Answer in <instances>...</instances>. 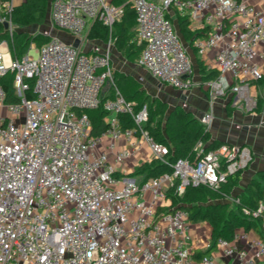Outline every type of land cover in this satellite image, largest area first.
<instances>
[{"label":"built area","instance_id":"built-area-1","mask_svg":"<svg viewBox=\"0 0 264 264\" xmlns=\"http://www.w3.org/2000/svg\"><path fill=\"white\" fill-rule=\"evenodd\" d=\"M127 3L142 47L136 66L174 89L191 86L194 67L173 21L178 14L197 33L191 39L197 55L218 49V76L206 82L210 103L228 97L234 109L257 106L250 87L264 76V6L247 0H48V26L40 34L49 41L30 47L36 58L30 50L12 58L8 43L0 42V80L13 74L17 98L5 103L0 84V108L7 111L0 116V264H264L262 202L254 210L242 208L258 221L257 230L216 240L217 255L211 242L202 244L209 253L195 257L200 243L192 239L189 213L173 206L172 197L187 187L216 189L246 170L253 155L247 146L227 144L205 151L199 141L194 161L168 163V148L143 129L147 107L134 110L114 86L109 41L102 48L89 45L90 27L100 23L111 30ZM13 5L4 2L0 15L10 35ZM53 29L68 33L77 47L52 35ZM99 108L107 128L92 136L85 111ZM122 114L134 129L121 128ZM212 121V112L199 118L205 132ZM120 141L124 146L117 150ZM145 144L150 161L170 172L144 179L133 174L138 166L123 167ZM230 200L239 203L237 196Z\"/></svg>","mask_w":264,"mask_h":264},{"label":"trees","instance_id":"trees-1","mask_svg":"<svg viewBox=\"0 0 264 264\" xmlns=\"http://www.w3.org/2000/svg\"><path fill=\"white\" fill-rule=\"evenodd\" d=\"M7 1L9 0H0L1 16L5 15L2 4ZM121 1L124 3L126 0ZM47 4L48 0H19L17 4L13 5L9 15L14 27L11 35L4 24L0 23V42L6 41L8 43L12 58L20 59L30 50L34 42H38L39 46L36 48H39L49 41L47 36L42 34L31 35L25 31L29 26H40L45 23ZM176 22L178 32L184 39L195 36L194 33H192L194 36H191L184 18L178 16ZM134 28V12L131 5L127 3L123 7L121 19L112 26L111 30L100 23H94L88 31L87 37L101 42L112 40L113 46L119 54L125 56L131 63H136L142 47L137 45L136 40L133 38ZM198 64L201 68L200 62ZM208 75L209 79L216 78L218 76L217 69H210ZM112 76L114 86L119 94L127 102L135 103L134 110H139L142 106L147 107L148 117L143 129L147 131L154 142L164 144L168 148V163L172 164L179 159L194 161L196 156L193 148L199 141L205 145V151L218 146L216 144L206 146L209 141V134L204 131V127L191 112L180 107L169 110L166 103L145 95L141 85L128 75L113 71ZM261 83H264V76L253 85ZM0 84L5 92V103L17 102L13 88V74L7 73L4 75L0 80ZM112 90L110 88V92H113ZM110 94V97H112V93ZM28 95L30 97L31 93L29 92ZM85 113L91 122L90 135H100L107 128V124L104 122L106 112L99 108L85 111ZM118 119L122 129L135 128L129 115H119ZM165 172H170L167 165L152 160L139 165L133 174L143 175L144 179H148L158 177ZM239 182L240 174H235L229 176L216 189L206 186L187 187L182 196L172 197V205H178L188 211L192 224L205 222L211 227V248L214 247L216 240L220 238L227 241L232 240L235 230L258 229V221L245 216L242 208L254 210L259 202L264 204V167L257 173L256 181L250 182L243 192L237 195L239 203L235 204L230 199ZM208 253V250H204L197 251L194 255L198 259Z\"/></svg>","mask_w":264,"mask_h":264},{"label":"crops","instance_id":"crops-1","mask_svg":"<svg viewBox=\"0 0 264 264\" xmlns=\"http://www.w3.org/2000/svg\"><path fill=\"white\" fill-rule=\"evenodd\" d=\"M249 3L253 4L256 7H263L264 6V0H247ZM253 1V2H252ZM19 0H13V4H17ZM112 2L116 5L122 4L121 0H112ZM48 15V13H47ZM180 16L184 18V21H186L187 29L191 33V36L194 33L189 25V22L185 19V17L181 15H175L173 21L175 24V27L178 30L176 19ZM48 20V18H47ZM48 23V22H47ZM36 26L37 25H32ZM32 26H29L27 28H30ZM44 28V27H43ZM91 28V27H90ZM90 30V29H89ZM135 30V28H134ZM25 31L28 32L27 29ZM180 34V32H179ZM197 33H194V35ZM52 35L60 38L63 41L66 42H72L74 43L72 37L63 31L53 29ZM193 35V36H194ZM181 39L185 44H187L188 47V53L191 57L193 67L195 69V72L193 73V82H195L192 89H189L186 92L175 90L174 88L161 84L160 82L153 79L145 70L139 68L136 66V63H131V67L133 72L130 74H125L128 76H132L134 80H136L140 85L141 89L145 92L147 96H155L159 99H161L162 94L166 93L167 91H172L173 96H177L179 98V101H174L172 98V94L170 96V100H162L161 102L167 103L169 102L168 107L172 108L170 105V101L174 102V105H178L182 107V109L189 111L192 113V115L199 121V118L202 114L206 112H212L213 114V121L211 123V126L208 130L209 134V141L206 144L208 146L209 144H227V145H234V146H247L253 155V160L251 164L248 166L246 170H244L242 173H240V182L238 186L233 190L232 195L237 196L240 193L243 192L245 187L249 185L251 180L253 179V176H256L257 173L262 170L264 167V85L260 86L258 84H252L250 87V92L252 96H259L261 101L258 102V105L256 108L251 111H243L241 109H231L229 104V98H219L216 99L212 104L209 100L208 91L206 88V82L211 80L209 79L208 72L210 69L214 68L217 69L216 61H215V55H213V50H207L203 55H197V53L192 49L191 46V39H184L183 36L180 34ZM89 45L92 46H98L103 47L101 41L95 40V39H89ZM110 41V40H109ZM108 42V41H107ZM104 43V42H103ZM106 43V42H105ZM115 50V49H114ZM116 52V51H115ZM113 58V57H112ZM112 60V59H111ZM202 65L201 68H199V62ZM112 65V61H111ZM112 71L114 70V67H112ZM227 81H231V78L227 75L226 76ZM110 89H109V97H110ZM104 99V96L102 97V100ZM105 122V118H104ZM107 143V141L104 142V145ZM124 146V141H120L117 145V150H120ZM147 149V150H146ZM149 148L147 145H143L141 152L139 154L133 155L130 159H128L123 167L125 169H132L135 166H139L142 163H148L150 161V157L148 155ZM128 163H130L131 167ZM204 225V237L205 240L200 244H206L207 242H210L211 237V227L205 223L201 222ZM197 224V223H196ZM199 225L197 226V228ZM192 230V229H191ZM192 239L193 241H198V236L196 235L195 231L192 230ZM199 251H204V247L202 245H198Z\"/></svg>","mask_w":264,"mask_h":264},{"label":"rangeland","instance_id":"rangeland-1","mask_svg":"<svg viewBox=\"0 0 264 264\" xmlns=\"http://www.w3.org/2000/svg\"><path fill=\"white\" fill-rule=\"evenodd\" d=\"M254 2L255 1H257V0H253ZM252 1V2H253ZM257 8H259V7H257ZM47 18H48V15H47V17H46V21H45V23L43 24V25H40V26H38V27H36V26H32V27H30V28H26L27 30H28V33H30L31 35H37V34H40V32L42 31V28L44 27H46V26H48V20H47ZM56 30H58V29H56ZM133 38L135 39V30H134V36H133ZM90 39V38H89ZM91 40V39H90ZM102 43V45H103V47L105 46V45H107L108 44V42H101ZM33 46L34 47H38L39 46V44H38V42H34L33 43ZM109 47H110V53H111V61H112V65H111V67H114V70L117 72V73H121V74H130L131 72H133V70H132V68L133 67H131L130 65H131V62L130 61H128L127 59H126V57L125 56H123V55H121V54H119L116 50H114L115 48H114V46H113V41L111 40V41H109ZM213 50V55H215L216 56V54L218 53V49H212ZM116 51V52H115ZM29 54H30V56H32L33 58H36L37 57V54L35 53V51L33 50V49H30V51H29ZM113 57V58H112ZM254 62H256V63H258L259 65H261V63H262V60L258 57V56H256L255 58H254ZM212 69H214V68H212ZM195 72V69H194V71H193V73ZM132 74V73H131ZM130 74V75H131ZM194 75V74H193ZM132 77V76H131ZM194 84H195V82H193L192 84H191V86L188 88V89H185L184 91L183 90H179V91H183V92H186V91H188L189 89H192L193 88V86H194ZM258 85H260V86H262V85H264V83H261V84H258ZM175 90H178V89H175ZM171 94H172V91H167L166 93H164V94H162V97H161V99L162 100H164V99H166V100H170V96H171ZM146 95V94H145ZM149 98H151V99H157V100H159V101H162L161 99H159V98H157V97H155V96H151V95H149ZM172 98L174 99V101H179V98L177 97V96H173V94H172ZM257 98V101L258 102H260L261 101V99H260V97L259 96H257L256 97ZM219 99V98H218ZM174 102H171L170 101V105L172 106V108H169V110L170 109H173L174 107H180V106H176V105H174L173 104ZM167 104V103H166ZM258 104V103H257ZM167 105H169V102H168V104ZM180 108H182V107H180ZM228 108H231V109H234V108H232L231 106L230 107H228ZM7 115V111H6V109L5 108H0V116H6ZM145 145H147V144H145ZM147 147L149 148V146L147 145ZM147 150V149H146ZM148 155H149V157L151 156V152H150V148H149V152H148ZM108 164H110V165H113V158L112 157H110V156H108ZM129 165H130V163H128ZM131 166V165H130ZM131 167H133V166H131ZM256 176H253V179L251 180V182L253 181V180H255L256 181ZM263 183L261 182V185H262ZM199 225V227L197 228V226ZM191 229L192 230H194L195 231V233H196V235L198 236V241L200 242V243H202V239H203V241L205 240V237H204V232H205V230H204V225H203V223H201V222H198L197 224H192V227H191ZM199 245H202V244H199ZM211 252H213L214 254H218V251L215 249V248H213L212 249V251Z\"/></svg>","mask_w":264,"mask_h":264},{"label":"water","instance_id":"water-1","mask_svg":"<svg viewBox=\"0 0 264 264\" xmlns=\"http://www.w3.org/2000/svg\"><path fill=\"white\" fill-rule=\"evenodd\" d=\"M5 26V28H6V25H4ZM77 45H78V41H75L74 43H73V46L74 47H77ZM210 249H208V251H209Z\"/></svg>","mask_w":264,"mask_h":264}]
</instances>
